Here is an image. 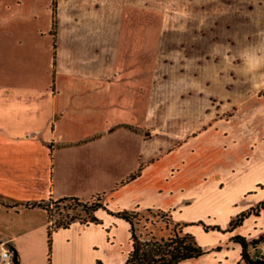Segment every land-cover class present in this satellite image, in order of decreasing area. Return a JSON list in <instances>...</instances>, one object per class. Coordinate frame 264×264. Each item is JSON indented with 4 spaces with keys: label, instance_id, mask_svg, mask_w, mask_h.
<instances>
[{
    "label": "crops",
    "instance_id": "0c3cea01",
    "mask_svg": "<svg viewBox=\"0 0 264 264\" xmlns=\"http://www.w3.org/2000/svg\"><path fill=\"white\" fill-rule=\"evenodd\" d=\"M96 194L48 254L26 202ZM0 200L18 264H124L117 212L145 209L205 250L176 264H236L264 231V208L225 229L264 200V0H0Z\"/></svg>",
    "mask_w": 264,
    "mask_h": 264
},
{
    "label": "trees",
    "instance_id": "16d2710c",
    "mask_svg": "<svg viewBox=\"0 0 264 264\" xmlns=\"http://www.w3.org/2000/svg\"><path fill=\"white\" fill-rule=\"evenodd\" d=\"M132 176V175H131ZM0 202H4L0 200ZM51 202H54L56 206L63 207H80L86 213V216H78L77 214H71L70 217L65 219H55L52 221L48 229V254H50L51 248V233L59 226H66L74 220L80 221H98L94 214V211L102 206L100 194H96L87 200L80 199L77 196H61L58 198L41 199L34 202H26L31 205H41L47 210L49 219L52 220V208ZM264 208V200H261L255 206H251L249 209L241 211L236 216L229 220L227 230H232L235 226L242 223L243 219L250 213L257 214L259 209ZM150 210V209H147ZM161 212V216H165L164 228H169V234L157 235L150 231L147 235H142L137 232L135 222L138 221L139 215L137 211L122 210L117 212L120 216L127 219L130 226L131 248L128 252L124 264H176L179 261L187 258L197 256L203 253L205 250L197 243L194 235L189 231L184 230V224L177 221H173L169 215H165ZM79 213V212H78ZM208 227V226H205ZM219 229L218 226H212ZM234 238L241 244V257L247 261L248 264H254L259 260L258 256H253L249 251V245H255L260 241H264V231L257 237L247 241L243 236L235 235ZM14 250V264H18V254L14 246H10ZM49 256V255H48ZM262 258V256H260Z\"/></svg>",
    "mask_w": 264,
    "mask_h": 264
},
{
    "label": "rangeland",
    "instance_id": "374dc122",
    "mask_svg": "<svg viewBox=\"0 0 264 264\" xmlns=\"http://www.w3.org/2000/svg\"><path fill=\"white\" fill-rule=\"evenodd\" d=\"M52 219H65L71 216V214H79L78 216H86V213L80 209V207H63L56 206L54 202H51ZM79 212V213H78ZM139 219L135 222L137 232L142 235H147L148 232L153 231L157 237L159 235H168L169 228H164L165 216H161V212L156 209L140 210L137 211ZM166 215V214H165Z\"/></svg>",
    "mask_w": 264,
    "mask_h": 264
},
{
    "label": "built area",
    "instance_id": "2783aa9c",
    "mask_svg": "<svg viewBox=\"0 0 264 264\" xmlns=\"http://www.w3.org/2000/svg\"><path fill=\"white\" fill-rule=\"evenodd\" d=\"M53 219L51 220L52 223ZM0 264H14V250L4 241L0 240ZM236 264H248L241 258Z\"/></svg>",
    "mask_w": 264,
    "mask_h": 264
},
{
    "label": "water",
    "instance_id": "95a60500",
    "mask_svg": "<svg viewBox=\"0 0 264 264\" xmlns=\"http://www.w3.org/2000/svg\"><path fill=\"white\" fill-rule=\"evenodd\" d=\"M254 264H264V259H259Z\"/></svg>",
    "mask_w": 264,
    "mask_h": 264
}]
</instances>
